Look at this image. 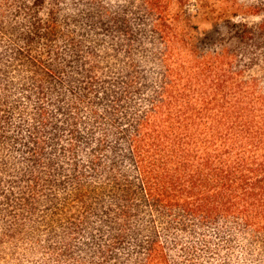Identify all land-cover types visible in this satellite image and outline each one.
<instances>
[{"label": "trees", "instance_id": "16d2710c", "mask_svg": "<svg viewBox=\"0 0 264 264\" xmlns=\"http://www.w3.org/2000/svg\"><path fill=\"white\" fill-rule=\"evenodd\" d=\"M203 7L0 0V264H264V81Z\"/></svg>", "mask_w": 264, "mask_h": 264}, {"label": "rangeland", "instance_id": "374dc122", "mask_svg": "<svg viewBox=\"0 0 264 264\" xmlns=\"http://www.w3.org/2000/svg\"><path fill=\"white\" fill-rule=\"evenodd\" d=\"M196 1V0H192ZM204 4L201 10V28L206 34H212L213 18L230 16L231 23L246 24L252 32V40L243 50L237 52L246 61L247 71L250 75L264 81V0H197ZM209 21V22H206ZM239 24V25H238ZM227 28L223 30L226 35ZM225 42H218L220 48ZM231 47V45L229 46ZM239 50V49H238Z\"/></svg>", "mask_w": 264, "mask_h": 264}]
</instances>
